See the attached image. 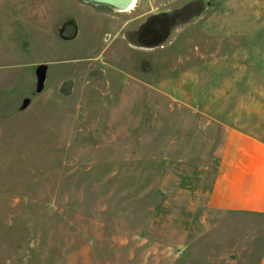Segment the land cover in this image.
I'll return each mask as SVG.
<instances>
[{"label":"rangeland","instance_id":"rangeland-1","mask_svg":"<svg viewBox=\"0 0 264 264\" xmlns=\"http://www.w3.org/2000/svg\"><path fill=\"white\" fill-rule=\"evenodd\" d=\"M229 127L264 140V0H0V264H257L264 214L207 205Z\"/></svg>","mask_w":264,"mask_h":264},{"label":"crops","instance_id":"crops-1","mask_svg":"<svg viewBox=\"0 0 264 264\" xmlns=\"http://www.w3.org/2000/svg\"><path fill=\"white\" fill-rule=\"evenodd\" d=\"M208 207L264 214V140L229 127L207 197ZM257 264H264V252Z\"/></svg>","mask_w":264,"mask_h":264},{"label":"water","instance_id":"water-1","mask_svg":"<svg viewBox=\"0 0 264 264\" xmlns=\"http://www.w3.org/2000/svg\"><path fill=\"white\" fill-rule=\"evenodd\" d=\"M84 3L105 6L115 11H124L132 4L133 0H80ZM78 27L75 18L71 15H66L57 27V35L62 39L69 41L74 39L77 35ZM45 65L39 64L34 69L36 77V90L42 86L44 79Z\"/></svg>","mask_w":264,"mask_h":264},{"label":"flooded vegetation","instance_id":"flooded-vegetation-1","mask_svg":"<svg viewBox=\"0 0 264 264\" xmlns=\"http://www.w3.org/2000/svg\"><path fill=\"white\" fill-rule=\"evenodd\" d=\"M149 32H152V33H144V34H140V38H149V40H156V31H155V28L154 27H149Z\"/></svg>","mask_w":264,"mask_h":264},{"label":"bare ground","instance_id":"bare-ground-1","mask_svg":"<svg viewBox=\"0 0 264 264\" xmlns=\"http://www.w3.org/2000/svg\"><path fill=\"white\" fill-rule=\"evenodd\" d=\"M134 3H135V0H133L132 1V4L130 5V7H128L126 10H124V11H127V10H129V9H132V7L134 6Z\"/></svg>","mask_w":264,"mask_h":264}]
</instances>
